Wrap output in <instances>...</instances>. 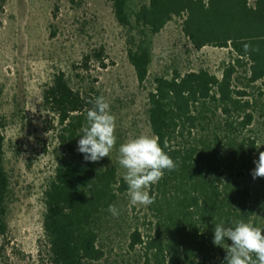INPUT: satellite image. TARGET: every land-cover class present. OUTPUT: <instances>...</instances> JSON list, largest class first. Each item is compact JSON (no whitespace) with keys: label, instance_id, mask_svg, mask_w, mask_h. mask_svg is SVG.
Wrapping results in <instances>:
<instances>
[{"label":"trees","instance_id":"1","mask_svg":"<svg viewBox=\"0 0 264 264\" xmlns=\"http://www.w3.org/2000/svg\"><path fill=\"white\" fill-rule=\"evenodd\" d=\"M112 2L118 23L140 34L128 54L140 86L149 77L150 41L174 18L183 19V32L197 50L236 54L221 78L207 70L155 78L148 123L176 168L148 189L156 199L147 206L145 237L136 229L130 238L142 264H225L226 250L213 244L216 224L244 220L264 228V177L252 176L259 150L255 108L264 88V0H149L134 14V25L128 0ZM97 57L102 60L101 52ZM95 98L73 88L63 73L43 91L66 153L45 193L46 264H101L102 241L115 218L109 205L119 208L127 194L115 167L85 162L77 151ZM4 143L0 128V244L8 231L10 195Z\"/></svg>","mask_w":264,"mask_h":264},{"label":"rangeland","instance_id":"2","mask_svg":"<svg viewBox=\"0 0 264 264\" xmlns=\"http://www.w3.org/2000/svg\"><path fill=\"white\" fill-rule=\"evenodd\" d=\"M148 3L128 0L132 25L134 14ZM182 24V18H174L152 37L149 77L140 86L128 58L140 34L118 23L112 0H0V128L10 179L8 231L0 244V264L48 260L45 193L66 153L58 118L43 104L45 88L63 73L73 88L107 100L116 118L117 143L110 158L100 162L115 167L122 178L120 145L142 134L152 136L148 93L155 78L200 70L221 78L236 57L230 49L197 50ZM262 92L254 121L257 160L264 152V88ZM118 210L102 241L106 256L101 264H142L139 248L130 249V238L136 229L145 237L147 206H131L126 194Z\"/></svg>","mask_w":264,"mask_h":264},{"label":"clouds","instance_id":"3","mask_svg":"<svg viewBox=\"0 0 264 264\" xmlns=\"http://www.w3.org/2000/svg\"><path fill=\"white\" fill-rule=\"evenodd\" d=\"M245 51L249 45L245 44ZM86 112V123L81 128L77 151L85 162L96 163L110 153L117 143L116 118L110 104L103 96L91 101ZM119 166L124 169L123 180L131 206H149L155 203V195L148 189L157 184L165 170L172 171L176 163L161 146L155 136L140 135L122 143L118 149ZM253 179L264 177V152L254 161ZM108 211L115 217L119 210L109 205ZM213 244L226 250L225 264H264V228L244 220L234 221L232 226L216 224L213 229ZM231 241L229 245L226 241ZM227 244V247H225Z\"/></svg>","mask_w":264,"mask_h":264}]
</instances>
